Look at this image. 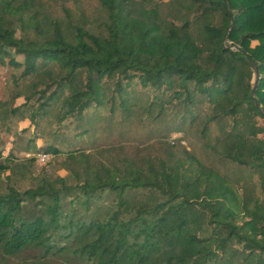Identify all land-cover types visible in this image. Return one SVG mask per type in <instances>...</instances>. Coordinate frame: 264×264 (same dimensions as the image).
Wrapping results in <instances>:
<instances>
[{
	"label": "trees",
	"instance_id": "trees-1",
	"mask_svg": "<svg viewBox=\"0 0 264 264\" xmlns=\"http://www.w3.org/2000/svg\"><path fill=\"white\" fill-rule=\"evenodd\" d=\"M3 66L0 127L25 121L14 147L63 157L66 174L19 189L34 158H1L0 264H264V0H0ZM135 84L159 97L124 105ZM115 104L120 122L190 128L225 167L180 140L81 145ZM93 153L107 161L89 171ZM236 168L256 175L239 193Z\"/></svg>",
	"mask_w": 264,
	"mask_h": 264
},
{
	"label": "rangeland",
	"instance_id": "rangeland-1",
	"mask_svg": "<svg viewBox=\"0 0 264 264\" xmlns=\"http://www.w3.org/2000/svg\"><path fill=\"white\" fill-rule=\"evenodd\" d=\"M166 2L167 0H163ZM179 15V14H178ZM199 29L194 28L191 30L189 33L190 38L194 41L197 35V31ZM256 42L252 41L251 45H254ZM20 56H16L17 60H20ZM9 72L8 67H0V80L6 77V73ZM254 80V74H253V79ZM10 84V82H9ZM11 85H8V88H10ZM126 93H123L121 100H123L124 105L130 104L131 106L140 104L142 102H149L152 99H157L159 97L158 92L148 89V88H142L138 84H135L133 86L128 87ZM8 89H6V92L4 93L7 94ZM164 98V97H162ZM118 100V103L120 101L119 98H116ZM20 99H18L16 102H19ZM157 101V100H156ZM116 103V102H115ZM108 105H104L101 108H97L96 111L99 114H109V108L107 107ZM202 111L203 112H208L209 104L206 102L200 104ZM119 105L115 104L114 106V111L111 114L112 115V120L109 122L108 127H102L99 122L96 127V134L97 137L95 139L84 136L83 141L81 145H90V146H103V145H109V144H117V143H129V144H135L139 146H144V145H149V144H154L156 143L157 140H164L168 142H172L174 140H180V143L186 148H189L200 160L208 164V166L213 165L214 167H217L218 169H222V167H225V165H222L223 163L217 161L213 157V151H209V148L206 147L205 144V139H197L196 134L194 133L193 130L186 129L184 128L183 131L180 132H167V128L163 127V123H160L159 120L151 119V120H142L138 123H136L135 120H130L129 122H120V109ZM165 111L163 112V115L165 114V120L166 124L171 123V120L177 119L178 117V111L179 106L174 105L172 102L171 104H166L165 105ZM91 112V111H89ZM26 126L25 121H18L16 117H12L10 121V128L8 130L3 129V127H0V152L1 155H7L10 150L8 149L10 144H14L15 142L17 143L18 140H16V136L18 134L19 128H23ZM219 134V125L214 124L213 126L210 127L209 132L206 134L207 140L213 141L215 136ZM20 139L19 141H22L24 138L27 136H31L30 132H24L20 133ZM35 144L37 147L42 145V140L37 139L35 141ZM212 144V142H211ZM92 148V147H90ZM11 151L14 154L16 161H21L24 160V158H29L33 157L34 158V163L28 168H22L19 169L22 174V176H14L13 183L18 187L19 189L28 187V186H33L36 183V180H33L32 177L37 174V173H44L48 177H53L55 175H60L63 176L66 174L65 170L61 168L64 162L62 161L63 157H56L52 158L48 154V158L44 162H39L36 158V154L41 153V152H32L30 150L29 152L22 153L19 151V148L14 149L11 147ZM91 151H94L91 150ZM47 154V153H46ZM1 161V159H0ZM99 161H107V157L105 154H99V153H93L92 156L87 159V162L89 163V171H93L96 168V165ZM82 162H86L84 160H81L80 162H77L75 164V173L78 178L83 177L86 173L84 170V164ZM16 163V162H15ZM231 166V165H230ZM232 167V166H231ZM230 167V168H231ZM228 168V170H230ZM225 169V168H224ZM232 169V168H231ZM237 169V168H236ZM27 170V171H25ZM238 173L233 174L229 180V183H231V186L233 187V190H236L238 193L240 192L239 187L237 182L235 181L236 178L242 177V179L246 180L247 182L253 181L256 182V175H252L249 177L248 172L240 171L239 169ZM3 178H1V181ZM248 185V184H246ZM2 187V184L0 185Z\"/></svg>",
	"mask_w": 264,
	"mask_h": 264
},
{
	"label": "built area",
	"instance_id": "built-area-1",
	"mask_svg": "<svg viewBox=\"0 0 264 264\" xmlns=\"http://www.w3.org/2000/svg\"><path fill=\"white\" fill-rule=\"evenodd\" d=\"M36 158L39 162H44L48 158V154L38 153V154H36Z\"/></svg>",
	"mask_w": 264,
	"mask_h": 264
},
{
	"label": "crops",
	"instance_id": "crops-1",
	"mask_svg": "<svg viewBox=\"0 0 264 264\" xmlns=\"http://www.w3.org/2000/svg\"><path fill=\"white\" fill-rule=\"evenodd\" d=\"M20 129H21V128H19V130H20ZM14 146H15L14 144H10V146H9L8 149L11 151V150H12L11 147L13 148ZM19 151L22 152L21 150H19ZM22 153L24 154V153H26V152H22ZM4 156H6V155H3V156H2V155H1V152H0V159H1L2 157H4Z\"/></svg>",
	"mask_w": 264,
	"mask_h": 264
},
{
	"label": "water",
	"instance_id": "water-1",
	"mask_svg": "<svg viewBox=\"0 0 264 264\" xmlns=\"http://www.w3.org/2000/svg\"><path fill=\"white\" fill-rule=\"evenodd\" d=\"M253 74H254V80H255V78H256V70H255V67H253Z\"/></svg>",
	"mask_w": 264,
	"mask_h": 264
}]
</instances>
